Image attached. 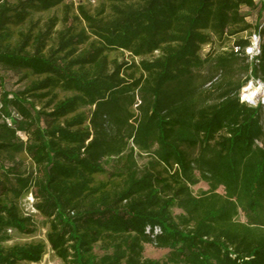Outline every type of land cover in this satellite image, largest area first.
Segmentation results:
<instances>
[{
    "label": "trees",
    "instance_id": "16d2710c",
    "mask_svg": "<svg viewBox=\"0 0 264 264\" xmlns=\"http://www.w3.org/2000/svg\"><path fill=\"white\" fill-rule=\"evenodd\" d=\"M99 1L0 0V264L48 247L63 264H264V107L240 99L264 83L255 0ZM253 31L254 62L232 45L202 78L213 38L245 47ZM28 196L46 241L10 244L37 231Z\"/></svg>",
    "mask_w": 264,
    "mask_h": 264
},
{
    "label": "rangeland",
    "instance_id": "374dc122",
    "mask_svg": "<svg viewBox=\"0 0 264 264\" xmlns=\"http://www.w3.org/2000/svg\"><path fill=\"white\" fill-rule=\"evenodd\" d=\"M73 2L74 6L77 8L80 4L85 5L87 7V10L92 13L96 14L102 7L103 1H90V0H68V2ZM257 4V8L251 9L249 7H243L242 12L247 16V21L253 26L257 25H263L264 26V12L260 13V8L264 4V0H255ZM105 15L109 13V8H105ZM261 14V16H259ZM52 15H57L58 17H62L64 15V9H59L58 11H53L49 14L44 15L43 19H46L48 16ZM61 27V25H60ZM59 27V28H60ZM254 30V29H253ZM252 33V32H251ZM249 33V34H251ZM245 36H249L248 33L244 34ZM234 43L233 39H230L228 37H224L223 39H217L213 38L212 42L208 45H206L202 52L201 56L205 58L207 54H212V61L207 63L204 68L201 70V75L204 76L202 77L203 79H208L211 78L212 76H216V65L214 64V60H216L219 56H227V54L231 51V47ZM112 57H117L119 61L123 60H131V57L129 56L128 53L122 54L121 52H114L112 54ZM246 60H237L233 64V71L235 72V75L237 78H245V71L244 68L246 66ZM4 72L0 70V75H3ZM6 75V74H5ZM7 82H9L10 85H12V89L19 91L22 90L24 84H16L19 80V74L16 73H8L6 76ZM241 96H247L246 98L250 99V102L257 103L259 100V90L257 88H252L249 91L243 92L241 91ZM252 94V96H250ZM241 99V97H240ZM145 160H142V162ZM208 185L204 182H201L197 186L193 187L194 193L198 194L202 190H207ZM220 192H223L222 189H220ZM32 203H33V198L31 196L26 197L23 200V205L26 208V211L29 213L34 214L36 226H37V231L36 233L32 235H22L19 233H12V240L10 241V244L14 243H28V242H33V241H46V236H47V231H48V225L46 220L38 215L36 211L32 208ZM179 210H176V213H179ZM240 219L242 221H245V217L243 214H241ZM98 253H101L97 249ZM168 253V250H163V249H158L155 246L151 244H146L145 245V257L148 258H154V259H164ZM39 264H63L60 259H58L55 254L50 250L48 247L47 254L44 256V259L42 260L41 263Z\"/></svg>",
    "mask_w": 264,
    "mask_h": 264
},
{
    "label": "built area",
    "instance_id": "2783aa9c",
    "mask_svg": "<svg viewBox=\"0 0 264 264\" xmlns=\"http://www.w3.org/2000/svg\"><path fill=\"white\" fill-rule=\"evenodd\" d=\"M263 25L260 26V29H262ZM248 45L243 47L240 45H234L233 44V51L240 56H246L249 61L254 62L256 58L260 55L261 52V43H262V35L260 31H253L249 37H248ZM257 88L259 90L260 96L257 103L250 102L249 98H245L244 95L241 96L242 101H246L254 106L261 105L264 107V83L259 79L252 78L247 85H245L242 90L243 92L249 91L252 88ZM241 90V91H242ZM241 93V92H240Z\"/></svg>",
    "mask_w": 264,
    "mask_h": 264
},
{
    "label": "bare ground",
    "instance_id": "6f19581e",
    "mask_svg": "<svg viewBox=\"0 0 264 264\" xmlns=\"http://www.w3.org/2000/svg\"><path fill=\"white\" fill-rule=\"evenodd\" d=\"M250 96H252V94L250 95ZM247 96H245V98H246Z\"/></svg>",
    "mask_w": 264,
    "mask_h": 264
}]
</instances>
